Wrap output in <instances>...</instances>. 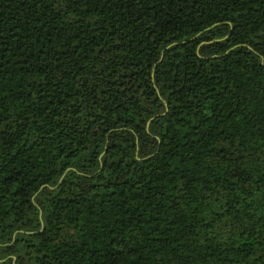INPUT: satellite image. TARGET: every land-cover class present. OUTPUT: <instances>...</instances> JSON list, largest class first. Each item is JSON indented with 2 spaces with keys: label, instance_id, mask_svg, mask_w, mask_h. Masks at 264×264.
Instances as JSON below:
<instances>
[{
  "label": "trees",
  "instance_id": "16d2710c",
  "mask_svg": "<svg viewBox=\"0 0 264 264\" xmlns=\"http://www.w3.org/2000/svg\"><path fill=\"white\" fill-rule=\"evenodd\" d=\"M0 264H264V0H0Z\"/></svg>",
  "mask_w": 264,
  "mask_h": 264
}]
</instances>
